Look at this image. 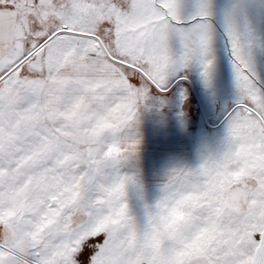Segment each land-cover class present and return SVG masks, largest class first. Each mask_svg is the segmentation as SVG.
Wrapping results in <instances>:
<instances>
[{
	"label": "snow or ice",
	"instance_id": "6c2138e0",
	"mask_svg": "<svg viewBox=\"0 0 264 264\" xmlns=\"http://www.w3.org/2000/svg\"><path fill=\"white\" fill-rule=\"evenodd\" d=\"M0 264H264V0H0Z\"/></svg>",
	"mask_w": 264,
	"mask_h": 264
}]
</instances>
